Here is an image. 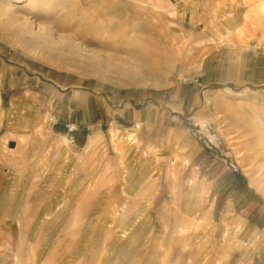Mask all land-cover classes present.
<instances>
[{
	"label": "rangeland",
	"instance_id": "374dc122",
	"mask_svg": "<svg viewBox=\"0 0 264 264\" xmlns=\"http://www.w3.org/2000/svg\"><path fill=\"white\" fill-rule=\"evenodd\" d=\"M151 1L0 0V264H252L261 249L264 33L235 0ZM4 6L49 35L11 34Z\"/></svg>",
	"mask_w": 264,
	"mask_h": 264
},
{
	"label": "bare ground",
	"instance_id": "6f19581e",
	"mask_svg": "<svg viewBox=\"0 0 264 264\" xmlns=\"http://www.w3.org/2000/svg\"><path fill=\"white\" fill-rule=\"evenodd\" d=\"M30 3L33 4L34 2H30ZM25 5H27V4H25ZM3 13L6 14L8 19L10 21H12L13 23H15V25H16V26H14V28H9L8 32H10L11 34L12 33L17 34L20 38H22L23 40H26L27 42H30V43L37 42L40 39H43L44 37L46 38L50 33L51 29L47 24L41 25L43 22H41V23L39 22L41 32L40 33L34 32V30H32V28H31V23L29 21L30 18L27 14L16 13V15H14V14H12V11L10 10V8H8L7 6H4ZM32 16H34L35 18H39L38 15H32ZM67 23L70 24L71 20L67 21ZM86 31H87V27L82 25L81 29L79 31L75 32L74 35H76L78 33H85ZM67 38H68V40H73L72 39L73 37H71V36H67ZM46 48H48L49 52L51 51L50 47H46ZM156 57H158V56H156ZM153 59H154V57H153ZM119 72L124 75V78L126 79V81H141L144 79V75L135 74L130 70H127V71L120 70Z\"/></svg>",
	"mask_w": 264,
	"mask_h": 264
},
{
	"label": "crops",
	"instance_id": "0c3cea01",
	"mask_svg": "<svg viewBox=\"0 0 264 264\" xmlns=\"http://www.w3.org/2000/svg\"><path fill=\"white\" fill-rule=\"evenodd\" d=\"M237 11L246 12L252 16L254 27L264 33V0H235ZM257 231L264 237V225ZM261 249L256 251L252 264H264V240H262Z\"/></svg>",
	"mask_w": 264,
	"mask_h": 264
},
{
	"label": "built area",
	"instance_id": "2783aa9c",
	"mask_svg": "<svg viewBox=\"0 0 264 264\" xmlns=\"http://www.w3.org/2000/svg\"><path fill=\"white\" fill-rule=\"evenodd\" d=\"M58 123H59V117L56 114H53L50 117V124L52 126H55ZM79 127L80 126L78 123L71 120H68L65 123L66 137L70 144H74L76 142V133L78 132Z\"/></svg>",
	"mask_w": 264,
	"mask_h": 264
},
{
	"label": "water",
	"instance_id": "95a60500",
	"mask_svg": "<svg viewBox=\"0 0 264 264\" xmlns=\"http://www.w3.org/2000/svg\"><path fill=\"white\" fill-rule=\"evenodd\" d=\"M15 145H16V143L14 141H10V143H9L10 147H14Z\"/></svg>",
	"mask_w": 264,
	"mask_h": 264
}]
</instances>
